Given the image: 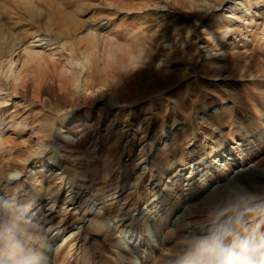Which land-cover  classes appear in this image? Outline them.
I'll return each mask as SVG.
<instances>
[{
	"label": "rangeland",
	"instance_id": "1",
	"mask_svg": "<svg viewBox=\"0 0 264 264\" xmlns=\"http://www.w3.org/2000/svg\"><path fill=\"white\" fill-rule=\"evenodd\" d=\"M225 185L264 197V0H0V193L51 264H156Z\"/></svg>",
	"mask_w": 264,
	"mask_h": 264
},
{
	"label": "clouds",
	"instance_id": "2",
	"mask_svg": "<svg viewBox=\"0 0 264 264\" xmlns=\"http://www.w3.org/2000/svg\"><path fill=\"white\" fill-rule=\"evenodd\" d=\"M199 207L169 233L156 264H264V197L225 185ZM53 251L28 209L0 193V264H51Z\"/></svg>",
	"mask_w": 264,
	"mask_h": 264
},
{
	"label": "bare ground",
	"instance_id": "3",
	"mask_svg": "<svg viewBox=\"0 0 264 264\" xmlns=\"http://www.w3.org/2000/svg\"><path fill=\"white\" fill-rule=\"evenodd\" d=\"M39 45V44H38ZM192 176V175H191ZM4 181H7V179L5 178ZM191 184V183H190ZM194 185V184H193ZM252 185V184H251ZM192 186V185H191ZM254 186V185H253ZM0 191H2V189L0 188ZM186 218V217H185Z\"/></svg>",
	"mask_w": 264,
	"mask_h": 264
}]
</instances>
